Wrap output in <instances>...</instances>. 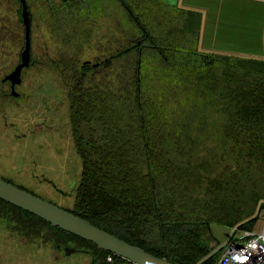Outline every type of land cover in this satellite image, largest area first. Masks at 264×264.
Here are the masks:
<instances>
[{
	"label": "trees",
	"instance_id": "obj_1",
	"mask_svg": "<svg viewBox=\"0 0 264 264\" xmlns=\"http://www.w3.org/2000/svg\"><path fill=\"white\" fill-rule=\"evenodd\" d=\"M4 1L22 26L20 0ZM112 3L110 45L82 60L84 18L96 21ZM40 6L67 46L51 66L65 74L81 163L73 206L63 209L172 264H214L221 248L211 226L252 230L264 211V61L201 49V14L179 0ZM0 227L27 247L133 264L1 199Z\"/></svg>",
	"mask_w": 264,
	"mask_h": 264
},
{
	"label": "rangeland",
	"instance_id": "obj_2",
	"mask_svg": "<svg viewBox=\"0 0 264 264\" xmlns=\"http://www.w3.org/2000/svg\"><path fill=\"white\" fill-rule=\"evenodd\" d=\"M33 12L31 58L35 64L22 74L17 88L22 97L0 100V178L71 209L81 163L72 142L66 90L57 76L59 72L51 66L57 61V52L67 46L50 34L46 14ZM115 16L117 6L112 3L93 25L87 28L82 24V29L89 31L83 37L82 60H93L110 45L117 26L112 23ZM18 19L14 4L0 3V76L23 50L24 31ZM263 225L264 211L255 229ZM211 232L219 247L230 237V229L221 225L213 224ZM20 243L23 241L0 227V264H91L90 258L81 253L65 256L47 245L27 247Z\"/></svg>",
	"mask_w": 264,
	"mask_h": 264
},
{
	"label": "water",
	"instance_id": "obj_3",
	"mask_svg": "<svg viewBox=\"0 0 264 264\" xmlns=\"http://www.w3.org/2000/svg\"><path fill=\"white\" fill-rule=\"evenodd\" d=\"M20 17L24 29V48L21 53V61L6 78L11 82V94L18 96L15 85L21 81V71L29 66L30 62V33L31 20L26 1L20 0ZM0 199L39 217L54 227L87 240L97 246L98 249L108 251L118 257L128 260L133 264H172L166 258H159L149 254L139 247L128 244L116 236L94 226L89 221L34 195L18 186L0 178ZM64 254L69 256L76 253L73 247H64ZM91 264H94L92 261Z\"/></svg>",
	"mask_w": 264,
	"mask_h": 264
},
{
	"label": "crops",
	"instance_id": "obj_4",
	"mask_svg": "<svg viewBox=\"0 0 264 264\" xmlns=\"http://www.w3.org/2000/svg\"><path fill=\"white\" fill-rule=\"evenodd\" d=\"M179 5L201 14V49L264 61V0H179Z\"/></svg>",
	"mask_w": 264,
	"mask_h": 264
},
{
	"label": "built area",
	"instance_id": "obj_5",
	"mask_svg": "<svg viewBox=\"0 0 264 264\" xmlns=\"http://www.w3.org/2000/svg\"><path fill=\"white\" fill-rule=\"evenodd\" d=\"M214 264H264V225L259 229H230ZM110 260V258H108Z\"/></svg>",
	"mask_w": 264,
	"mask_h": 264
},
{
	"label": "flooded vegetation",
	"instance_id": "obj_6",
	"mask_svg": "<svg viewBox=\"0 0 264 264\" xmlns=\"http://www.w3.org/2000/svg\"><path fill=\"white\" fill-rule=\"evenodd\" d=\"M55 1H56V3H59L62 0H55ZM26 5H27V2H26ZM40 5H42V0H33L34 10H35V13H37V14H38V12H41V11L43 12V9L41 8ZM27 9H28V12H29V17H30L29 5H27ZM30 20H31V18H30ZM83 23H85L87 25V28H88V25L90 23H91V25H93L92 19L90 17H88V16H86L84 18V22ZM22 28H23V26H22ZM23 31H24V29H23ZM30 39H31V33H30ZM0 45H1V42H0ZM0 48H1V46H0ZM23 48H24V45H23ZM21 53L22 52H20L19 56L16 57L14 63L11 64L7 68L6 71H3L4 73L0 76V100H8V99L9 100H17V99H20L22 97V94L19 93L18 90H17L19 85H21V83H22V74L24 73L25 70L31 69L34 66V64H35V62L31 58V44H30V62H29V66L22 69L21 76H20L21 77V81H20L19 84L15 85V88H14V90L18 94V96H13L11 94V92H12L11 91V82L6 79L9 76V74L15 69V67L20 63V61H21ZM2 69L4 70L3 66H2ZM61 75L64 76L65 74L61 73V72H59L57 74V76H59V78H62Z\"/></svg>",
	"mask_w": 264,
	"mask_h": 264
}]
</instances>
